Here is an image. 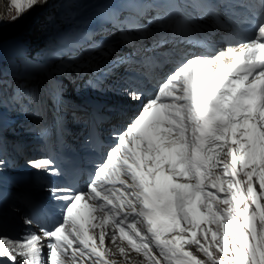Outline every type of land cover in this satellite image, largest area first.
Segmentation results:
<instances>
[{
  "label": "snow or ice",
  "instance_id": "1",
  "mask_svg": "<svg viewBox=\"0 0 264 264\" xmlns=\"http://www.w3.org/2000/svg\"><path fill=\"white\" fill-rule=\"evenodd\" d=\"M9 2L14 22L47 0ZM191 2L199 15L172 35L205 51L163 59L172 69L113 133L86 190L49 189L63 202L59 219L0 234V264H264V7L217 47L198 21L216 20L229 0ZM28 163L58 174L49 159Z\"/></svg>",
  "mask_w": 264,
  "mask_h": 264
},
{
  "label": "bare ground",
  "instance_id": "2",
  "mask_svg": "<svg viewBox=\"0 0 264 264\" xmlns=\"http://www.w3.org/2000/svg\"><path fill=\"white\" fill-rule=\"evenodd\" d=\"M143 0H47L46 4L34 7V16L29 22L23 24L21 29L14 33H6V26L2 23L0 13V66L17 64L19 68L26 67L29 63L35 64L36 60L31 55L41 54V67L47 69L49 91H52V85L58 86L54 79L59 80V88L63 89V69L65 65L60 63L73 60L75 57L88 53L96 49L98 41L102 42L108 37L121 38V32L116 25L113 14L120 10H126L129 14L126 18H120L124 30L136 32L135 27L129 25H138L143 31L145 24H139L138 18L145 20H154L155 17L150 14H135L133 7ZM3 1L0 0V8ZM4 4V3H3ZM145 6H148L146 3ZM28 15L31 11L26 12ZM10 14H13L10 12ZM110 24L111 26H106ZM107 36V37H105ZM33 38L29 42L30 38ZM92 39L90 42L85 40ZM42 43V44H40ZM121 46L125 45L124 38H121ZM7 67V66H6ZM72 74H70L71 78ZM47 82V81H46ZM84 83V82H83ZM82 83V74L76 82V86L68 87L67 91L78 96L86 94L89 91L84 90ZM74 92V93H73ZM48 97L46 96V104ZM6 116L5 118H7ZM13 119V118H12ZM11 119V120H12ZM10 122V117L7 118ZM31 130L39 127L35 120H23ZM20 128H24L21 123ZM18 138H11L10 135L3 133L0 125V141H9L15 145L16 152L23 156L21 165H26L28 159L34 152L28 143V134H13ZM17 154V155H18ZM8 156V155H7ZM19 157V156H18ZM21 158V157H19ZM9 159L3 160L1 165L8 166Z\"/></svg>",
  "mask_w": 264,
  "mask_h": 264
},
{
  "label": "rangeland",
  "instance_id": "3",
  "mask_svg": "<svg viewBox=\"0 0 264 264\" xmlns=\"http://www.w3.org/2000/svg\"><path fill=\"white\" fill-rule=\"evenodd\" d=\"M2 6L0 8V13L2 15V23L4 26H6V33L11 34L16 32L17 30L21 29L23 24L27 23V28L29 27V22L34 16V11L31 9V14L28 15L27 13H24L19 19L12 22V18L16 15L15 9L10 6L9 0H2ZM12 12L13 14H10ZM107 37L102 42H113L115 44L119 45L121 44V38H112L109 35H112L110 33L106 34ZM32 37L30 38L29 42L32 41ZM87 43V42H86ZM42 44V43H40ZM32 56V55H31ZM60 65H65L63 69V78L61 79V82L63 83V89L66 90L68 87H71L70 81L77 82V80L80 78V71H83L84 68L78 69L77 71H73V66H68V61L60 63ZM0 68L7 69L6 66L2 65ZM70 74H72L70 78ZM19 78H14L11 80H8L4 77H2V73L0 71V107L2 103H6V105H12V106H23L26 105V102H28L30 96L34 95V92L37 88H39V80L35 82L27 83L24 80H18ZM47 81V80H45ZM76 86V85H73ZM10 100V102H9ZM14 119L15 116H10V120ZM33 121V120H32ZM21 134V132H18ZM16 133V134H18ZM18 134V135H19ZM14 138V137H11ZM23 159L22 155H19Z\"/></svg>",
  "mask_w": 264,
  "mask_h": 264
}]
</instances>
